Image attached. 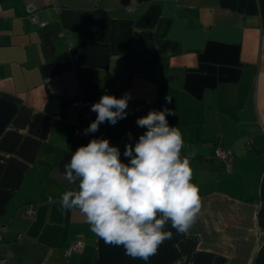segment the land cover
Listing matches in <instances>:
<instances>
[{"label":"crops","instance_id":"crops-1","mask_svg":"<svg viewBox=\"0 0 264 264\" xmlns=\"http://www.w3.org/2000/svg\"><path fill=\"white\" fill-rule=\"evenodd\" d=\"M0 38V264H264V0H0ZM125 93L126 118L85 135L91 105ZM165 108L201 211L145 262L61 210L62 174L93 138L127 163L137 118Z\"/></svg>","mask_w":264,"mask_h":264},{"label":"clouds","instance_id":"clouds-1","mask_svg":"<svg viewBox=\"0 0 264 264\" xmlns=\"http://www.w3.org/2000/svg\"><path fill=\"white\" fill-rule=\"evenodd\" d=\"M130 99L128 93L119 98L102 95L91 105L97 115L84 134L99 131L105 122L115 125L125 119ZM168 115L176 113L167 108L149 110L137 118V126L146 131L134 147L125 145L127 163L108 139L93 138L72 152L62 174L74 187L61 194V210H78L95 236L145 262L171 239L169 224L185 234L201 211L199 188L192 182L190 160L183 153V134L169 125Z\"/></svg>","mask_w":264,"mask_h":264},{"label":"built area","instance_id":"built-area-1","mask_svg":"<svg viewBox=\"0 0 264 264\" xmlns=\"http://www.w3.org/2000/svg\"><path fill=\"white\" fill-rule=\"evenodd\" d=\"M27 17L31 21L38 23V25L40 27H44L47 25V22H39L37 15L34 12V8L31 11L28 10V16ZM0 44H1V38H0ZM87 105H88V103L83 102V101H75L73 103V106H75L77 108H82V107H85ZM216 155L228 167L230 166V162L232 160V155H231V151L229 149H221L220 148L216 151ZM25 212L29 215H32L33 214V207H27ZM5 231H6V227L0 223V242L3 240V234ZM82 246H83L82 240H77L76 242L71 244L70 247L66 250L67 255H70L73 252L80 251L82 249Z\"/></svg>","mask_w":264,"mask_h":264}]
</instances>
